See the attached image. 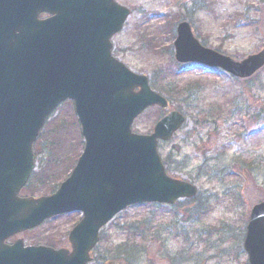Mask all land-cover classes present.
I'll return each mask as SVG.
<instances>
[{
	"label": "water",
	"instance_id": "obj_1",
	"mask_svg": "<svg viewBox=\"0 0 264 264\" xmlns=\"http://www.w3.org/2000/svg\"><path fill=\"white\" fill-rule=\"evenodd\" d=\"M5 41L0 44V227L24 230L51 216L81 212L69 233L72 251L33 248L30 258L3 264H86L98 231L127 206L190 199L196 187L168 176L157 152L185 120L173 110L150 134L132 123L167 100L152 90L148 77L129 70L111 54V37L129 9L116 0H2ZM46 12L50 18L38 20ZM174 58L219 68L244 79L264 66V47L236 61L203 47L187 22L176 28ZM1 77V78H2ZM71 100L83 150L70 175L49 196L19 198L34 169L32 145L48 115ZM244 249L249 264H264V202L251 208Z\"/></svg>",
	"mask_w": 264,
	"mask_h": 264
},
{
	"label": "rangeland",
	"instance_id": "obj_2",
	"mask_svg": "<svg viewBox=\"0 0 264 264\" xmlns=\"http://www.w3.org/2000/svg\"><path fill=\"white\" fill-rule=\"evenodd\" d=\"M117 1L131 14L112 37L113 56L159 89L176 81L196 91L192 102L172 99L169 109L181 110L186 122L159 142L158 151L166 172L196 185L200 200L195 209L183 200L125 209L101 230L91 264H248L243 238L249 211L264 201V66L245 81L192 63L177 66L173 36L185 18L204 46L241 60L264 47V0ZM72 108L69 101L56 107L35 141L33 149H41L35 172L54 151L58 121L73 125ZM164 113L152 108L135 119L132 131L150 133ZM77 130V123L70 128L75 143ZM76 221L74 215L58 216L48 226L60 239Z\"/></svg>",
	"mask_w": 264,
	"mask_h": 264
},
{
	"label": "trees",
	"instance_id": "obj_3",
	"mask_svg": "<svg viewBox=\"0 0 264 264\" xmlns=\"http://www.w3.org/2000/svg\"><path fill=\"white\" fill-rule=\"evenodd\" d=\"M195 10H199L196 7V4L194 6ZM151 86L153 89H159L156 87L157 85L154 83V80L151 81ZM171 89H164L161 88L159 91L165 93L167 95V99L169 102L172 101L173 98H177L178 96H182L183 100H195V93L192 91L193 86L188 85L185 88H180L179 84L175 81V84L170 85ZM151 111V109H149ZM203 114V111H202ZM75 122H73V125ZM50 123H46L44 129L42 131L46 130V127L49 126ZM72 124H69L67 121H65L63 118H61L58 121V126L55 130H57V138L52 142L54 146V151L50 153L49 158L47 162L43 164V167L40 169L38 173H34L31 177V180L29 184L27 185L28 188H42L45 189V186L47 184L50 185V188H53L56 186L58 181L67 175V171L70 167L73 166L75 163L76 157L79 155L83 143L82 139L78 133V131H75L74 134L77 136L78 142L75 143L74 137L72 132L70 131V128L73 126ZM40 138L43 137V133L41 132L39 135ZM41 152V149H36L35 153L39 154ZM53 182V186H52ZM55 184V185H54ZM39 187H36V186ZM200 200V196L198 195L194 199L190 201H186L184 203L193 204V208H197L199 206L198 201ZM179 203L178 205H180ZM119 257V256H118Z\"/></svg>",
	"mask_w": 264,
	"mask_h": 264
},
{
	"label": "flooded vegetation",
	"instance_id": "obj_4",
	"mask_svg": "<svg viewBox=\"0 0 264 264\" xmlns=\"http://www.w3.org/2000/svg\"><path fill=\"white\" fill-rule=\"evenodd\" d=\"M2 0H0V44L5 41V31H6V16L2 12ZM51 14L46 12H40L37 14L38 20H45L50 18ZM0 71V92L2 89L1 79L2 77ZM19 197H31L38 196L36 190L31 188H21L18 191ZM56 218V217H55ZM46 220L42 222L39 226L27 228L24 230L12 228L9 229L10 233L5 234L0 227V264H3V259L6 255L9 258H14L15 256H25L27 259L31 257L33 248H44V249H61L65 248L70 250L71 246L69 243L68 234L65 237L57 238L53 236V231L49 228L48 222L53 220Z\"/></svg>",
	"mask_w": 264,
	"mask_h": 264
}]
</instances>
